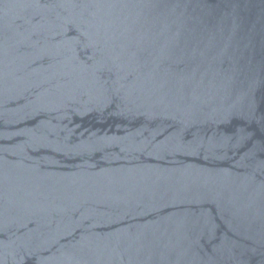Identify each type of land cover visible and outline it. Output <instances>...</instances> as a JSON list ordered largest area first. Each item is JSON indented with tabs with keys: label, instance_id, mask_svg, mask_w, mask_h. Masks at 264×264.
<instances>
[{
	"label": "water",
	"instance_id": "1",
	"mask_svg": "<svg viewBox=\"0 0 264 264\" xmlns=\"http://www.w3.org/2000/svg\"><path fill=\"white\" fill-rule=\"evenodd\" d=\"M0 264H264V0H0Z\"/></svg>",
	"mask_w": 264,
	"mask_h": 264
}]
</instances>
